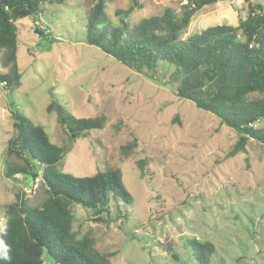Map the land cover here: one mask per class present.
I'll return each mask as SVG.
<instances>
[{"label":"rangeland","instance_id":"374dc122","mask_svg":"<svg viewBox=\"0 0 264 264\" xmlns=\"http://www.w3.org/2000/svg\"><path fill=\"white\" fill-rule=\"evenodd\" d=\"M186 2L140 0L143 7L132 11L130 21L158 15L167 7L179 11ZM257 3L263 0L203 6L183 37L210 25H236L249 4ZM130 4L106 0L108 17L116 21L115 10ZM92 6V0L47 3L36 21H17L21 84L9 90L0 85V228L3 205L27 187L20 175L5 176L7 142L13 135L10 110H17L41 126L52 143L65 148L59 172L84 177L107 165L119 169L132 198L126 209L120 208L125 218L116 217L114 201L102 221L73 206L78 237H91L113 264H199L191 259L186 238L215 245L208 264H264V145L249 139L244 150L232 154L238 135L216 116L86 44L85 21ZM6 70L0 62V71ZM52 99L60 100L74 116L104 115V127L71 139L58 125L56 112L46 111ZM257 125L264 126V118ZM133 140L136 145L124 159L120 148ZM8 159L18 161L14 156ZM138 159L146 160L144 175L135 163ZM32 187L26 198L39 206L47 194L39 178Z\"/></svg>","mask_w":264,"mask_h":264},{"label":"trees","instance_id":"16d2710c","mask_svg":"<svg viewBox=\"0 0 264 264\" xmlns=\"http://www.w3.org/2000/svg\"><path fill=\"white\" fill-rule=\"evenodd\" d=\"M64 1L0 0V62L7 69L0 71V82L7 90L21 84L16 62L21 30L17 21H36L44 14L45 4ZM130 1L127 9L115 10L117 20L113 21L107 15L106 0H92L83 41L130 70L170 86L177 98L216 116L238 135L232 154L244 150L249 139L264 145V126L257 125L264 118V0L263 4H249L247 14L240 16L236 25H210L187 37L183 32L195 13L223 0H187L179 11L167 7L135 23L130 15L143 6L140 0ZM35 29L43 32L38 25ZM46 111L56 112L58 125L71 139L102 129L106 122L99 114L74 116L57 99L51 100ZM10 117L13 135L7 142L5 176L15 179L18 174L26 181L25 175L31 174L33 182L39 178L47 196L39 206H33L21 190L14 201L3 205L0 254L6 251L8 258L0 255V264H113L94 246L91 237H78L73 229V206L91 211L102 221L114 201L116 217L125 218L120 208L126 209L132 198L119 169L107 165L84 177L61 173L57 165L65 148L52 143L46 131L26 115L10 110ZM135 145L133 140L120 148L124 159L130 157ZM9 156L18 161H10ZM135 163L144 175L146 160ZM184 244L191 259L199 264H208L216 252L210 241L186 238ZM165 249L173 259L178 258L172 247Z\"/></svg>","mask_w":264,"mask_h":264},{"label":"water","instance_id":"95a60500","mask_svg":"<svg viewBox=\"0 0 264 264\" xmlns=\"http://www.w3.org/2000/svg\"><path fill=\"white\" fill-rule=\"evenodd\" d=\"M49 92L51 93V90ZM51 96H52V94H51ZM25 176L27 178V187H31L32 184H33V177H32V175L31 174H26Z\"/></svg>","mask_w":264,"mask_h":264},{"label":"built area","instance_id":"2783aa9c","mask_svg":"<svg viewBox=\"0 0 264 264\" xmlns=\"http://www.w3.org/2000/svg\"><path fill=\"white\" fill-rule=\"evenodd\" d=\"M0 85L1 86H5L2 82H0ZM33 189H34L33 187H32V189L30 187H26V188H24V191H25V193H29L30 194L33 191Z\"/></svg>","mask_w":264,"mask_h":264},{"label":"clouds","instance_id":"9594fccd","mask_svg":"<svg viewBox=\"0 0 264 264\" xmlns=\"http://www.w3.org/2000/svg\"><path fill=\"white\" fill-rule=\"evenodd\" d=\"M0 245H2V241H0ZM0 255H2V258H4V259H7L8 257H7V252L5 251V252H3L2 254H0Z\"/></svg>","mask_w":264,"mask_h":264}]
</instances>
